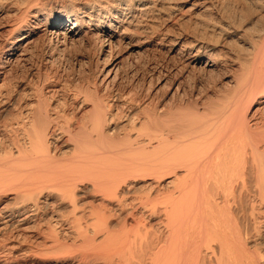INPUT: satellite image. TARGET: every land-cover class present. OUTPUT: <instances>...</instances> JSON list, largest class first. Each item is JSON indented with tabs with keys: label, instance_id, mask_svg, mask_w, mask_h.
<instances>
[{
	"label": "bare ground",
	"instance_id": "bare-ground-1",
	"mask_svg": "<svg viewBox=\"0 0 264 264\" xmlns=\"http://www.w3.org/2000/svg\"><path fill=\"white\" fill-rule=\"evenodd\" d=\"M209 1L193 0L187 13L211 11ZM184 2L0 0V264L25 255L54 264H264L262 24L235 53L228 89L201 108L199 97L148 106L117 85L125 63L116 55L140 36L186 68L210 67L216 43L168 35L164 21ZM75 44L103 65L91 86L69 94L81 102L66 112L49 71ZM149 70L132 80L139 93L167 84L179 95L174 76Z\"/></svg>",
	"mask_w": 264,
	"mask_h": 264
},
{
	"label": "rangeland",
	"instance_id": "rangeland-1",
	"mask_svg": "<svg viewBox=\"0 0 264 264\" xmlns=\"http://www.w3.org/2000/svg\"><path fill=\"white\" fill-rule=\"evenodd\" d=\"M186 1L187 2L179 4L182 8L180 14L182 16L179 15L176 18L171 19V22L169 20L164 21L166 22L165 27L169 31L168 35L171 33V35H169L170 38L174 35L183 37L184 41L186 40V42L195 39L199 41L209 42V44L216 43V45H214V48L212 49L210 47L209 49L212 50H210L206 56L204 55L205 59L209 60L210 63H212L210 64V67L208 69L204 70V73L203 70H201L202 72L198 70L200 74L198 75V71L191 70V68L189 67L186 68L181 59H179L178 57H174L175 55H173L172 57V54H167L165 47L159 48L154 47L153 44H144V36H142L143 38L141 36L139 37L142 42L140 41L138 42V44H136L137 41L132 42L133 47L130 48L131 50L124 52L125 50L120 49L121 51H118L121 54H117L118 51H116L115 53V55L117 54L116 56H120H118L119 60L125 63H123L124 66L123 64L121 65V67H123L122 70L120 68L121 71H119L118 75L119 78L117 80V85L119 90L127 89L129 94H131L132 92L133 94H140L141 97L144 96L143 101H145V104H148V106L151 102L154 104L157 102L160 107H167L169 105V107H172L178 104H182L184 106L187 105V103L191 99L199 97V100H197V104L199 106L197 105V107L201 108L202 103L206 101V98L213 99L214 96L218 95L221 92H224L225 89H228V86H230L229 83L232 74L238 72V70L236 68L233 69L232 66L236 58L235 53L237 55L240 51H246L250 40H252L259 33L261 24L262 27H264V3L261 2L262 0H211V2H209L214 6L212 7L211 11L203 12V9L199 11L197 7L195 9V14H192V16L187 13V10L190 5L189 3H192L193 0ZM203 1L205 0H199V2ZM240 15L241 17L244 16V18L246 15V18H249V20L247 19V21L243 23ZM254 26L257 27L255 28ZM221 27H223L224 31H219L221 30ZM251 29H253V32H251ZM245 32L248 33L247 35L249 36L246 37ZM250 32L253 35V38ZM209 40L212 42H210ZM154 41L158 40L154 39ZM142 43L143 47L138 46ZM84 46L86 47V45ZM84 46L75 44V46L73 45V47L71 46L67 48L63 52L64 60L61 59L62 57L58 58L57 62L53 65V68L51 70L52 72L49 71L50 77H53V79L58 78L57 83L61 87L63 93H60V95H58L56 99H66L65 105L67 104V106L65 108L63 107L66 112H70V110H72V108L70 107L72 104H80L81 102V100L74 101L71 98L72 96H70L69 94L72 95L74 91H81L91 86L90 84L95 78L96 71L100 70L101 66L103 65L102 63L96 64L95 60V64L94 62L89 64L86 60L91 56L92 52L89 48H85ZM122 52L124 53L122 54ZM239 54L241 55V53ZM152 67H158L159 69H161V73L163 75L169 73V75L171 74V77L174 76V80H176L175 82H178L180 85L179 95L177 94L176 96H172L171 94L173 93L167 90V84H165L164 88H159L156 91L154 90L149 94V96H147L146 94L144 95V91H141V93H139L140 90L137 91L139 85L133 84L132 80L134 76L147 74L150 71L149 69ZM192 71H194V74L192 73ZM230 71L233 73H231ZM35 82L36 79L32 78V85H35ZM80 87L83 89H81ZM77 88L80 89L78 90ZM81 107L82 108L78 110V112L73 111L74 114L77 115V119H81V117H83L89 110L87 104H85L84 106L82 105ZM38 257L40 256L37 255V257L35 256L33 258L32 255H29V257L25 255L21 258L18 257L19 259L17 258V261L13 264H54L52 262L47 263L39 261L37 260Z\"/></svg>",
	"mask_w": 264,
	"mask_h": 264
}]
</instances>
